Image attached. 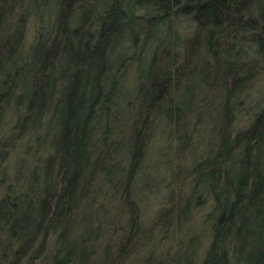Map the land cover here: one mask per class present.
<instances>
[{"label":"trees","instance_id":"obj_1","mask_svg":"<svg viewBox=\"0 0 264 264\" xmlns=\"http://www.w3.org/2000/svg\"><path fill=\"white\" fill-rule=\"evenodd\" d=\"M0 264H264V0H0Z\"/></svg>","mask_w":264,"mask_h":264},{"label":"rangeland","instance_id":"obj_2","mask_svg":"<svg viewBox=\"0 0 264 264\" xmlns=\"http://www.w3.org/2000/svg\"><path fill=\"white\" fill-rule=\"evenodd\" d=\"M155 139H156V141L154 140L153 149H152L153 157H155L154 155H155V152H156L157 148L159 146H162V143H161L160 139H158L157 136H155ZM152 171L153 172H152L151 178H154V176H155L154 172H156V170H152Z\"/></svg>","mask_w":264,"mask_h":264}]
</instances>
